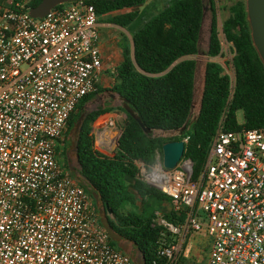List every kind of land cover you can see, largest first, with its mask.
Returning a JSON list of instances; mask_svg holds the SVG:
<instances>
[{
	"label": "built area",
	"instance_id": "built-area-1",
	"mask_svg": "<svg viewBox=\"0 0 264 264\" xmlns=\"http://www.w3.org/2000/svg\"><path fill=\"white\" fill-rule=\"evenodd\" d=\"M27 2H0V264H133L56 160L71 114L97 90L99 16L70 1L32 17ZM137 166L183 212L177 224L157 221L175 236L158 248L169 264L189 233L209 239L204 264H264V128L221 121L195 179L183 157L170 170Z\"/></svg>",
	"mask_w": 264,
	"mask_h": 264
},
{
	"label": "trees",
	"instance_id": "trees-1",
	"mask_svg": "<svg viewBox=\"0 0 264 264\" xmlns=\"http://www.w3.org/2000/svg\"><path fill=\"white\" fill-rule=\"evenodd\" d=\"M40 2L28 0L26 7H35ZM86 2L101 16L139 8L146 0ZM203 9V0H169L160 12L143 22L139 21L138 10L109 19L110 23L122 28L133 25L130 31L132 51L124 43L122 62L115 69L119 82L112 92L131 108L150 133L145 134L130 115H125L114 155H104L94 149L91 127L96 118L109 109L97 107L85 114L76 138L81 186L94 206L96 201L92 194L110 210L114 220L107 217L109 224L143 255L145 264H169L158 254V248L173 243L175 236L157 222L154 208L155 202H170V199L139 177L137 163L151 171L161 161V147L165 142L188 137L182 157L192 163L191 178L195 179L203 170L209 144L221 121L225 131L264 128V65L252 42L245 0H237L228 7V16L220 28L232 50L233 77L224 73L219 63L206 64L199 112L196 119L188 123L195 63L186 57L198 53ZM220 53L219 28L213 16L207 55L216 57ZM97 93L98 90L79 101L69 118L68 132L83 113V105ZM118 111L125 113L122 106ZM239 112L241 122L238 121ZM183 124L185 129L179 136H153L156 131L177 130ZM126 178L132 179L134 193L128 191ZM164 219L177 224L182 221L183 212L177 215L172 210ZM111 245L117 246L113 241Z\"/></svg>",
	"mask_w": 264,
	"mask_h": 264
},
{
	"label": "rangeland",
	"instance_id": "rangeland-1",
	"mask_svg": "<svg viewBox=\"0 0 264 264\" xmlns=\"http://www.w3.org/2000/svg\"><path fill=\"white\" fill-rule=\"evenodd\" d=\"M169 0H146V3L143 4L139 9V21L143 22L147 20L151 15H154L158 12H160L167 4ZM204 1V15L202 19V24L200 28L199 33V39H198V53L193 56H188L186 59L192 60L195 63V76H194V91H193V98H192V108L190 111V115L188 118V123L193 122L199 112L200 108V101L204 86V73H205V66L208 62H216L219 63L223 69L224 73H227L230 77H233V71L230 65L231 58H232V50L230 45L225 41L220 28L223 20L228 16V7L232 5L237 0H203ZM215 16L217 26L219 28V37H220V43H221V53L216 57H209L207 55L208 51V42H209V34H210V25L211 20ZM111 16H108V19H110ZM107 19V20H108ZM105 20V19H104ZM134 24V23H133ZM126 28L129 33H131V28ZM128 32H125L123 34L125 36V40L127 38L128 42L131 40V36ZM103 100V96H99L97 94L93 99L86 102L83 107V112H90L96 107H98ZM238 121H242V115L239 112L238 113ZM123 123V122H122ZM154 134L159 135L160 137L164 138H170L174 136H179V133L174 131H156ZM77 135L72 129L71 131H67L64 133L62 139L59 141L57 147L55 148L57 152L56 160L59 164H61L62 168L66 171H70L74 177H76L80 183L83 182L82 177L80 176L78 170V164L76 161V150H75V143H76ZM115 145L114 141H112L107 148L101 149L100 151L102 154L107 156H112L115 153ZM99 148V146H98ZM90 198V197H89ZM91 200V199H90ZM136 204H139L138 201H136ZM91 206L93 207V210L100 214V211L104 213L103 205L97 201L96 205L94 206L91 201ZM127 209H130L129 206L126 207ZM107 217L110 219H113V216H111L110 213H105ZM194 233H189L187 237L184 239V241L181 244L180 251L178 252L177 256L175 257L173 264H204L205 257H206V248L208 245V237L203 235H193ZM195 237L193 240V244L195 245V248L191 247L189 244L188 237ZM190 237V238H191ZM128 249L134 252L133 257V264H141V258L140 255L136 252L137 250L130 245L128 246Z\"/></svg>",
	"mask_w": 264,
	"mask_h": 264
},
{
	"label": "crops",
	"instance_id": "crops-1",
	"mask_svg": "<svg viewBox=\"0 0 264 264\" xmlns=\"http://www.w3.org/2000/svg\"><path fill=\"white\" fill-rule=\"evenodd\" d=\"M139 9L140 7L135 9H124L99 16V53L101 69L97 75L96 89L98 90L97 94L103 96V100L98 108L109 109L105 113L99 115L92 123L91 127V134L94 137V149L99 152H101L99 150L100 147L101 149L107 148L112 141H114L115 145V140L121 131V125L125 116L118 111V107L122 105V101L115 92H112V88L119 82L115 69L122 62V48L124 43H126L132 51L131 40L128 42L127 38L125 40V36L123 35L125 32L129 33V31H127L126 28L110 23L108 16L113 17L131 10L139 11ZM129 34L131 36V33ZM114 148L116 150V147ZM125 183L128 191L134 193L132 179L126 178ZM154 208L157 221L160 218L164 219V215L169 214L173 210L169 201L155 202ZM193 235L197 236L203 234L194 233ZM190 237L187 238L189 239V244L192 248H195V245L192 243L195 237ZM207 252L208 245L206 248V256Z\"/></svg>",
	"mask_w": 264,
	"mask_h": 264
},
{
	"label": "water",
	"instance_id": "water-1",
	"mask_svg": "<svg viewBox=\"0 0 264 264\" xmlns=\"http://www.w3.org/2000/svg\"><path fill=\"white\" fill-rule=\"evenodd\" d=\"M70 1H91V0H41V2L37 6L29 9V15L32 17H42L45 14H47L48 11L53 7ZM105 1H113V0H105ZM245 4H246L247 17L251 29L252 42L256 49V52L258 53L260 60L264 65V0H245ZM204 11H205V7L203 9V15H204ZM194 76H195V71H194ZM193 91H194V83H193ZM121 106L125 112L124 116L130 115L145 134L150 133V130L143 125L140 118L131 110V108L125 102H123ZM191 108H192V104H191ZM86 113L83 112L80 114L73 127V130L77 136ZM184 129H185V124H183L179 129L173 131L181 135ZM120 134L121 131L115 140L116 148L118 146V137L120 136ZM153 136L159 137V135L156 134H153ZM184 149H185V143L182 140H173V141L165 142L161 147L162 158L160 161V166L165 170L173 169L177 165V163L181 160L184 153ZM191 167H192V163L189 161V168L187 170L188 176L191 175V170H192ZM92 197L95 199L97 203V196L95 194H92ZM103 208H104V213L100 211V214H98L100 225L106 231L110 240L116 242L120 250L128 254L133 260L134 252L131 251V249L130 250L128 249V245H130L131 242L124 240L118 233H116L113 230V228L108 222L107 215L105 214V213H110V210L107 209L106 207ZM136 252L140 255L141 264H145L143 255L138 250Z\"/></svg>",
	"mask_w": 264,
	"mask_h": 264
},
{
	"label": "bare ground",
	"instance_id": "bare-ground-1",
	"mask_svg": "<svg viewBox=\"0 0 264 264\" xmlns=\"http://www.w3.org/2000/svg\"><path fill=\"white\" fill-rule=\"evenodd\" d=\"M129 246V245H128Z\"/></svg>",
	"mask_w": 264,
	"mask_h": 264
}]
</instances>
